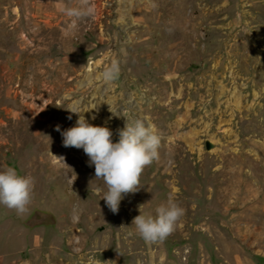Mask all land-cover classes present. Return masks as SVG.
<instances>
[{"label": "rangeland", "instance_id": "obj_1", "mask_svg": "<svg viewBox=\"0 0 264 264\" xmlns=\"http://www.w3.org/2000/svg\"><path fill=\"white\" fill-rule=\"evenodd\" d=\"M91 2L71 29L79 0H0V170L35 180L28 213L0 205V264H264V0ZM73 106L114 143L134 119L161 138L117 214L83 149L63 146ZM169 198L184 217L146 242L132 221Z\"/></svg>", "mask_w": 264, "mask_h": 264}, {"label": "clouds", "instance_id": "obj_2", "mask_svg": "<svg viewBox=\"0 0 264 264\" xmlns=\"http://www.w3.org/2000/svg\"><path fill=\"white\" fill-rule=\"evenodd\" d=\"M64 14L71 19L70 28L78 22L91 18L96 9L91 0H79L76 7H66ZM121 74V62L114 59L100 74L108 85L115 83ZM76 114V125L61 132L64 147L83 149L89 157V166H95V179L102 180L107 191L103 200L107 207L117 214L120 202L129 193H136L141 186V176L146 167L159 159L161 138L156 127L145 119L127 120L125 127L118 130L119 141L113 142V132L105 126H93L85 119V111H77L75 106L67 108ZM109 111L118 116L119 114ZM96 117L93 116L94 120ZM71 120L72 116L69 115ZM61 131L60 127H56ZM57 158V157H56ZM58 159V158H57ZM63 160V157L59 158ZM35 180L31 176L20 175L14 167L0 170V205L23 216L29 212L33 202ZM101 189H97V192ZM185 215V209L169 198L167 205L156 209V216L140 214L134 218L137 234L149 243L165 241L176 230ZM78 216H73L78 220Z\"/></svg>", "mask_w": 264, "mask_h": 264}, {"label": "water", "instance_id": "obj_3", "mask_svg": "<svg viewBox=\"0 0 264 264\" xmlns=\"http://www.w3.org/2000/svg\"><path fill=\"white\" fill-rule=\"evenodd\" d=\"M39 216V218L41 217L42 221L43 219L47 222V221H53V217L51 215V213L49 212H41V211H35L33 212V214L31 215L32 216ZM28 223L30 224V222L28 221Z\"/></svg>", "mask_w": 264, "mask_h": 264}, {"label": "bare ground", "instance_id": "obj_4", "mask_svg": "<svg viewBox=\"0 0 264 264\" xmlns=\"http://www.w3.org/2000/svg\"><path fill=\"white\" fill-rule=\"evenodd\" d=\"M28 8H29V9H32V8H35V7H33L32 4H29V5H28Z\"/></svg>", "mask_w": 264, "mask_h": 264}]
</instances>
